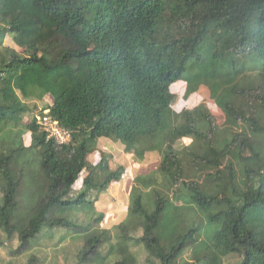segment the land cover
I'll list each match as a JSON object with an SVG mask.
<instances>
[{
	"label": "trees",
	"instance_id": "1",
	"mask_svg": "<svg viewBox=\"0 0 264 264\" xmlns=\"http://www.w3.org/2000/svg\"><path fill=\"white\" fill-rule=\"evenodd\" d=\"M33 5L67 40L83 29L96 51L54 35L31 17ZM9 12L29 25L27 39L16 37L13 46L5 44ZM42 49L53 61L40 57ZM251 56L257 67L245 63ZM178 82L184 98L207 88L223 128L204 104L173 111ZM45 95L52 119L71 134L68 145L37 125L43 109L31 102ZM101 140L138 158L159 155L157 168L138 177L147 190L131 189L113 264H140L130 250L136 246L142 264H190L180 262L188 249L192 264H264V0H0V233L16 238L14 257L43 229L87 233L78 264L110 241L95 229L103 215L85 227L60 217L93 209L88 195L121 180L125 169L110 167L109 155L88 164ZM181 141L189 143L178 148ZM241 151L228 178L214 172L190 180L203 164L222 167ZM37 157L32 176L40 175L45 193L22 225L16 198L25 179L32 184ZM78 182L81 191L69 197Z\"/></svg>",
	"mask_w": 264,
	"mask_h": 264
},
{
	"label": "rangeland",
	"instance_id": "2",
	"mask_svg": "<svg viewBox=\"0 0 264 264\" xmlns=\"http://www.w3.org/2000/svg\"><path fill=\"white\" fill-rule=\"evenodd\" d=\"M30 15L34 19L47 25L52 33L59 38H64L59 29L50 21L46 19L42 12L40 5H33L30 8ZM8 30L6 45L13 46V39L19 37L23 40L27 39V32L29 25L26 22H20L14 12H9L6 15L4 23ZM78 39L70 40L65 39L69 43L73 44H88L90 51H96L97 47L93 43H87L85 32L83 29L78 30ZM42 59L51 62L53 61V55L48 49H42L38 53ZM245 63L249 68L257 67L258 60L254 57H248L245 59ZM172 93L175 95V100L172 103V109L174 112H180L183 109H192L200 104L206 105V107L218 117L219 126L223 128L224 119L219 110L215 108L213 101L210 99V92L205 87L200 89L187 98H184L185 84L178 82L171 87ZM42 105L38 103L39 107H45L49 102L48 98L42 100ZM38 107V108H39ZM37 108V109H38ZM23 143L30 145V136L25 134L23 136ZM188 141H181L177 144L179 148L182 145H187ZM109 155L111 158L110 167L113 169L116 166H123L125 171L121 180L110 186L105 193H99L98 191H92L88 195V201L94 202V208H73L69 211L60 213V217L66 218L71 221L75 226L85 227L95 217L103 215L102 221L95 226L96 230L107 231L110 235V241H105L100 244L99 255L93 259L92 262L85 264H113L119 260L117 248L120 242L118 237L120 231L118 226L123 224L128 214V204L130 198V192L132 187H138L142 191H146L143 187V182L138 178L154 171L159 163V155L156 152L147 153L142 158L135 157L131 153H125L123 148L110 140H101L98 145V151L90 155L87 159L89 165H95L100 158L101 154ZM244 153L241 151L238 155H231L229 161L223 164L222 167L203 164L198 170L199 175H190V180L201 179L202 175L206 173L217 172L224 178H228L234 173V167L237 163V157L242 156ZM39 158H35L33 166L29 168L28 177L32 184L25 179V185L21 186L19 194L17 196V202L19 208L15 214V218L22 222V225L27 222L30 213V209L34 206L35 200L40 196H44L45 186L42 184L40 175L33 177V172L37 171ZM31 175V177H30ZM85 172L82 174L84 177ZM81 182L74 185L71 196H75L81 190ZM34 189V190H33ZM179 191L185 195H190L183 187V182L178 185ZM18 223V222H15ZM87 233H75L74 229H43L39 235L31 239L28 249L20 257H14L12 251L16 250V238L6 239L0 233V264H25L30 258L34 257V264H78L77 260L80 251L83 247V237ZM107 236V235H106ZM113 248V249H112ZM132 253L136 255L138 263L142 264L146 255L141 247H130ZM192 257L190 250H186L182 255L181 263L192 264ZM226 262L234 263L236 259L234 257H228Z\"/></svg>",
	"mask_w": 264,
	"mask_h": 264
},
{
	"label": "built area",
	"instance_id": "3",
	"mask_svg": "<svg viewBox=\"0 0 264 264\" xmlns=\"http://www.w3.org/2000/svg\"><path fill=\"white\" fill-rule=\"evenodd\" d=\"M36 122L48 139H52L58 145H68L70 143L71 134L52 119L49 114V108L36 116Z\"/></svg>",
	"mask_w": 264,
	"mask_h": 264
},
{
	"label": "crops",
	"instance_id": "4",
	"mask_svg": "<svg viewBox=\"0 0 264 264\" xmlns=\"http://www.w3.org/2000/svg\"><path fill=\"white\" fill-rule=\"evenodd\" d=\"M45 98H48V99H49V102L47 103V105H46L45 107H43V108H42V107H39V106H38V103H39V105H40V104L42 105V103H43L42 100H44ZM31 103H32V105H35L37 108L39 107V108H38L39 111H40L41 109H43V111H44L45 109H47V108L50 107V105H51V100H50V97H49L48 95H45V96H44L42 99H40V100L33 99ZM43 111H42V112H43ZM39 114H41V113H38L37 115H39ZM37 115H36V116H37ZM22 141H23V139H22ZM23 144H24V143H23ZM29 144H30V143H29ZM24 145H25V144H24ZM25 146H26V145H25ZM28 146H29V145H28Z\"/></svg>",
	"mask_w": 264,
	"mask_h": 264
}]
</instances>
